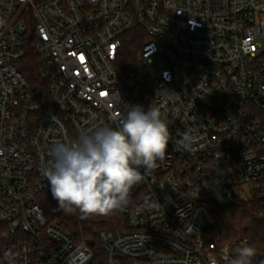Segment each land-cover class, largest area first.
<instances>
[{
  "label": "built area",
  "instance_id": "1",
  "mask_svg": "<svg viewBox=\"0 0 264 264\" xmlns=\"http://www.w3.org/2000/svg\"><path fill=\"white\" fill-rule=\"evenodd\" d=\"M136 30L145 40L122 72ZM263 36L264 0H0V264L5 253L11 264H90L81 233L47 217L42 169L54 142L112 126L129 104L159 107L173 142L114 213L123 227L98 232L108 264H229L248 240L205 234L215 210L264 205ZM30 51L37 90L18 69Z\"/></svg>",
  "mask_w": 264,
  "mask_h": 264
},
{
  "label": "clouds",
  "instance_id": "2",
  "mask_svg": "<svg viewBox=\"0 0 264 264\" xmlns=\"http://www.w3.org/2000/svg\"><path fill=\"white\" fill-rule=\"evenodd\" d=\"M172 124L153 104L126 105L112 126L80 131L74 139L54 142L50 163L42 169L49 191L66 213L82 217L122 211L144 177L163 162L173 135ZM180 141L191 137L178 132ZM257 249L243 242L231 250L229 264H253ZM11 264L14 256L5 253Z\"/></svg>",
  "mask_w": 264,
  "mask_h": 264
},
{
  "label": "trees",
  "instance_id": "3",
  "mask_svg": "<svg viewBox=\"0 0 264 264\" xmlns=\"http://www.w3.org/2000/svg\"><path fill=\"white\" fill-rule=\"evenodd\" d=\"M144 34L134 31L128 34L124 41V52L120 55L118 67L122 72L132 68L136 56L144 43ZM18 69L23 74L30 88L40 89V71L42 64L34 52L30 51L19 62ZM42 206L50 220L58 222V225L68 233L75 236L81 233L93 253L90 264H108V258L102 249L97 234L102 230H119L122 226V217L112 214L109 216H90L84 218L79 211L77 217L83 219L78 226L75 216L69 215L56 208L54 200L48 198ZM214 225L206 231L205 240L209 243L223 244L238 239H246L249 244L257 249V256L253 264H264V205L252 203L249 205L236 204L225 210L213 212ZM122 226V227H121ZM121 264H132L121 261Z\"/></svg>",
  "mask_w": 264,
  "mask_h": 264
},
{
  "label": "rangeland",
  "instance_id": "4",
  "mask_svg": "<svg viewBox=\"0 0 264 264\" xmlns=\"http://www.w3.org/2000/svg\"><path fill=\"white\" fill-rule=\"evenodd\" d=\"M258 43L261 45V49L264 51V36L258 40Z\"/></svg>",
  "mask_w": 264,
  "mask_h": 264
},
{
  "label": "snow or ice",
  "instance_id": "5",
  "mask_svg": "<svg viewBox=\"0 0 264 264\" xmlns=\"http://www.w3.org/2000/svg\"><path fill=\"white\" fill-rule=\"evenodd\" d=\"M81 59H83V58L81 57Z\"/></svg>",
  "mask_w": 264,
  "mask_h": 264
}]
</instances>
